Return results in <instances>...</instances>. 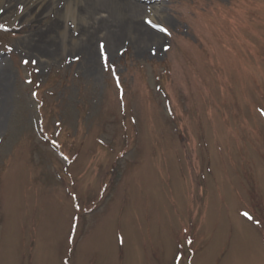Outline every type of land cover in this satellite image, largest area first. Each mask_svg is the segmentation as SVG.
Listing matches in <instances>:
<instances>
[{
    "label": "rangeland",
    "instance_id": "obj_1",
    "mask_svg": "<svg viewBox=\"0 0 264 264\" xmlns=\"http://www.w3.org/2000/svg\"><path fill=\"white\" fill-rule=\"evenodd\" d=\"M22 7L0 18V264H264V0L164 1L140 19L159 45L98 33L93 70L24 46L54 18ZM66 17L52 36L82 44Z\"/></svg>",
    "mask_w": 264,
    "mask_h": 264
},
{
    "label": "bare ground",
    "instance_id": "obj_2",
    "mask_svg": "<svg viewBox=\"0 0 264 264\" xmlns=\"http://www.w3.org/2000/svg\"><path fill=\"white\" fill-rule=\"evenodd\" d=\"M167 0H0L2 9L0 18L6 17L12 13L17 7L23 6L19 10V15H23L29 23L40 22L48 16L53 15L54 20H50L51 29L38 30L34 34L31 42H26L23 45L34 52L40 53L43 56L53 53V46L58 43L69 45L73 42L74 45L80 47L84 51L83 66L93 70V64L96 56V48L92 45L94 35L102 33V39L99 44L102 50L108 47L112 50L113 47L123 37L133 38L135 42L146 40L145 42L152 45H159L162 35L148 25L141 24V17L145 12L153 7L158 8V5L163 4ZM157 5V6H156ZM71 15L74 20L72 24L82 23L80 33L82 44L79 40L68 35V31L60 32V38L53 37V30L59 29L62 24L67 23V15ZM76 20V22H75ZM36 41V43H34ZM48 43V46L42 44ZM50 43V44H49ZM36 45L37 48H35ZM102 51V53H103ZM7 74L6 70L1 76ZM0 103V124L1 118L4 115V107Z\"/></svg>",
    "mask_w": 264,
    "mask_h": 264
},
{
    "label": "snow or ice",
    "instance_id": "obj_3",
    "mask_svg": "<svg viewBox=\"0 0 264 264\" xmlns=\"http://www.w3.org/2000/svg\"><path fill=\"white\" fill-rule=\"evenodd\" d=\"M149 23H151V21H149ZM163 31L167 32V29H162ZM25 63H27V61H25ZM245 215H247V213H245Z\"/></svg>",
    "mask_w": 264,
    "mask_h": 264
}]
</instances>
